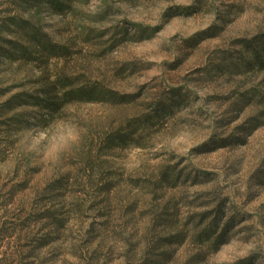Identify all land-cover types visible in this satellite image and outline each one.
<instances>
[{
  "label": "rangeland",
  "instance_id": "rangeland-1",
  "mask_svg": "<svg viewBox=\"0 0 264 264\" xmlns=\"http://www.w3.org/2000/svg\"><path fill=\"white\" fill-rule=\"evenodd\" d=\"M30 2L0 0V264H264V0Z\"/></svg>",
  "mask_w": 264,
  "mask_h": 264
},
{
  "label": "trees",
  "instance_id": "trees-1",
  "mask_svg": "<svg viewBox=\"0 0 264 264\" xmlns=\"http://www.w3.org/2000/svg\"><path fill=\"white\" fill-rule=\"evenodd\" d=\"M24 1L29 3L31 0H24ZM243 46L244 49H246L253 56V59L250 62H248V64L252 66H256L260 70H264V34L256 36L253 40H244ZM103 91L104 90H102V93ZM86 95L87 97H96L97 95H99V92H96L95 90H90L89 92L86 93ZM109 97H111V95H109Z\"/></svg>",
  "mask_w": 264,
  "mask_h": 264
}]
</instances>
